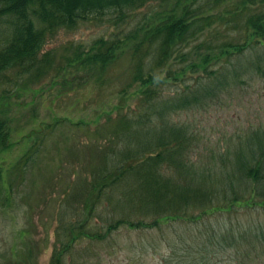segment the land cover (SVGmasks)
<instances>
[{
	"label": "rangeland",
	"instance_id": "rangeland-1",
	"mask_svg": "<svg viewBox=\"0 0 264 264\" xmlns=\"http://www.w3.org/2000/svg\"><path fill=\"white\" fill-rule=\"evenodd\" d=\"M161 6L149 0L125 9L123 17L113 10L89 15L49 34L40 53L49 51L54 64L62 63L71 47L123 35ZM199 6L200 15L210 16L162 57L160 72L175 76L166 78L149 104L136 93L138 85L122 90L135 66L131 50L100 77L60 68L52 81L12 72L0 79V107L12 127V144L0 152V264H52L55 247L66 243L60 264H264V43L246 25L249 15L264 12V0H200ZM7 28L0 20V31ZM229 41L239 46L210 57L207 70L192 64L198 52L217 51ZM144 54L146 70L155 48L149 46ZM182 67L186 70L180 75ZM144 111L157 129L162 122L186 129L192 144L183 157L191 170H232L238 160H255L262 165L261 176L247 179L235 172L230 183L215 172L203 185L221 188L200 203L203 210L189 206L183 215L151 225L121 222L103 237L79 233L84 228L106 231L113 216L134 221L149 214L144 221H152L151 212L115 195L102 196L93 211L90 204L84 207L90 174L104 163L110 137L116 141L125 118ZM34 137L38 144L32 159L12 170ZM173 174L185 178V173ZM236 195L250 197L249 203L221 206L224 197Z\"/></svg>",
	"mask_w": 264,
	"mask_h": 264
},
{
	"label": "trees",
	"instance_id": "trees-1",
	"mask_svg": "<svg viewBox=\"0 0 264 264\" xmlns=\"http://www.w3.org/2000/svg\"><path fill=\"white\" fill-rule=\"evenodd\" d=\"M149 0H0V20L8 24V28L0 31V79L6 78L11 72L17 77L36 80L43 76H50V80L58 75L60 68L65 72L79 74L88 72L101 76L107 71L111 63L126 50H131L135 57V66L131 78L123 87L125 92L132 84L139 87L140 94L145 103L152 102L166 78L175 76L174 73L162 74V57H168L175 45L180 43L194 32V25H200L201 20L207 19L210 14L200 15L203 12L199 6L200 0H159L162 3L160 9L146 15L144 22L139 23L134 29L123 35L115 37H99L87 47H71L69 53L63 54L62 63L54 64L53 54L41 49L45 38L59 27H72L79 20L93 14H103L107 11H116L119 16H124L123 11L128 8L141 7ZM257 0H253L255 2ZM245 3V0H243ZM199 14V15H198ZM247 27L254 31L257 40L264 43V12L251 14L246 19ZM196 30V29H195ZM261 38V40H260ZM155 48L154 60L144 70L142 54L149 46ZM239 46L232 42H225L205 53H197L198 61L192 64H201L204 70L210 57L219 58L224 54V48ZM143 46H145L143 48ZM240 48V47H235ZM154 51V50H153ZM214 51V52H213ZM213 53V54H210ZM224 54V56L226 55ZM41 54V55H40ZM159 54L158 57L156 55ZM190 54V53H189ZM146 57V55L144 54ZM190 56V55H189ZM188 68H191L190 64ZM186 67H182L179 73L185 74ZM6 89H1L5 92ZM124 120V131L117 137H110L107 150H104V163L99 169L90 174V182L87 186L89 198L84 200V207L88 204L91 211L101 203L102 196L115 195L119 201H126L138 208L152 213V221L146 223L143 214L134 221L112 217L106 231L87 228L79 229V233H85L89 237H103L121 222L127 221L131 226L137 224H155L166 220L170 216L177 217L184 214L189 206H199L204 200H210L218 194L221 187L203 185L206 179L213 176L216 171L206 168L195 172L191 166L186 165L183 151L191 147L189 133L181 127L161 123L160 129L150 124V115L144 111L138 115H130ZM11 119L3 107H0V152L8 149L11 144ZM30 135V134H28ZM12 165V170L18 166H24L35 154L34 142ZM114 140V141H113ZM211 168V167H210ZM262 165L260 162L247 163L238 160L236 168L221 169L217 176L228 178L232 182L235 172L240 177L258 179L261 176ZM173 171L178 174L185 173L184 179L174 177ZM200 177L201 180H197ZM228 186V185H227ZM225 186L222 191L228 190ZM230 188V187H229ZM94 195V196H93ZM250 197L236 195L231 198L224 197L223 204L249 203ZM235 201V202H234ZM220 206V207H221ZM170 217V218H172ZM87 219L85 220V224ZM68 243L61 248L54 249L52 264H60L63 252Z\"/></svg>",
	"mask_w": 264,
	"mask_h": 264
}]
</instances>
